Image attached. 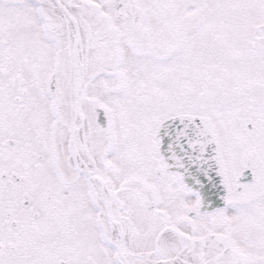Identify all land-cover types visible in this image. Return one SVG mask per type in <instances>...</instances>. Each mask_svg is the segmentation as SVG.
I'll return each instance as SVG.
<instances>
[{"label": "snow or ice", "instance_id": "6c2138e0", "mask_svg": "<svg viewBox=\"0 0 264 264\" xmlns=\"http://www.w3.org/2000/svg\"><path fill=\"white\" fill-rule=\"evenodd\" d=\"M0 264H264V0H0Z\"/></svg>", "mask_w": 264, "mask_h": 264}]
</instances>
